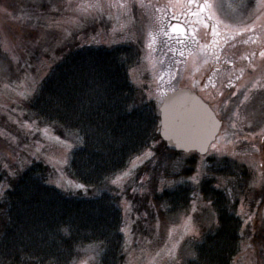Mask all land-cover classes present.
Masks as SVG:
<instances>
[{
    "label": "rangeland",
    "instance_id": "rangeland-1",
    "mask_svg": "<svg viewBox=\"0 0 264 264\" xmlns=\"http://www.w3.org/2000/svg\"><path fill=\"white\" fill-rule=\"evenodd\" d=\"M5 1L0 0V47L13 58V69L0 76L1 166L16 176L38 160L51 167L50 183L69 191L83 187L66 170L72 142L57 135L52 126L28 117L26 102L61 59L63 48L134 42L141 49L139 63L130 70L136 86L159 103L167 91L191 88L223 121L208 154L200 156L191 181L203 176L208 156H228L248 166L250 193L247 198L240 195L239 207L245 231L233 264H250L252 249H259L253 235L264 243V206L255 196L264 191V0H211V16L218 23L220 38L226 39L225 46L211 52L203 44L190 48L192 36L175 27L169 6L178 9L177 0L168 5L162 0H51L46 2L47 10L39 5V18L22 11L16 14L8 6L11 1L8 5ZM29 1L43 3L22 0L21 4ZM32 27L39 38L29 43L26 32ZM221 48L224 67L208 68L209 53L219 55ZM152 154L148 149L137 155L111 180L122 194L125 264H186L192 256L186 242L201 234L202 223L209 224L210 209L198 200L174 214L157 207L152 189L173 186L175 180L166 184L150 177L137 180L139 167ZM188 157L189 153L179 156L168 173H179ZM98 261L96 247L88 246L72 264Z\"/></svg>",
    "mask_w": 264,
    "mask_h": 264
},
{
    "label": "trees",
    "instance_id": "trees-1",
    "mask_svg": "<svg viewBox=\"0 0 264 264\" xmlns=\"http://www.w3.org/2000/svg\"><path fill=\"white\" fill-rule=\"evenodd\" d=\"M10 1L4 4L16 14L38 18L39 5L47 10L46 2L52 3ZM32 30L26 32L29 43L39 38ZM71 46L62 49L26 104L28 117L72 142L66 170L83 187L69 191L50 183L51 167L38 160L16 176L0 163V264H72L88 246L96 247L98 264H125L122 194L111 180L148 149L152 157L139 167L137 180H175L173 186L152 189L157 207L174 214L198 200L210 209L209 224L202 223L201 234L186 242L192 251L186 264H233L245 231L239 207L240 195L250 193L248 166L232 157L208 156L195 183L191 177L201 155L191 152L179 173H168L186 153L167 148L160 136L161 102L131 79L130 70L141 59L139 46ZM9 55L0 47V76L13 69ZM255 196L264 206V191ZM254 235L255 245L264 246Z\"/></svg>",
    "mask_w": 264,
    "mask_h": 264
},
{
    "label": "water",
    "instance_id": "water-1",
    "mask_svg": "<svg viewBox=\"0 0 264 264\" xmlns=\"http://www.w3.org/2000/svg\"><path fill=\"white\" fill-rule=\"evenodd\" d=\"M160 110V136L168 149L206 155L223 121L196 91L178 87L167 91Z\"/></svg>",
    "mask_w": 264,
    "mask_h": 264
},
{
    "label": "flooded vegetation",
    "instance_id": "flooded-vegetation-1",
    "mask_svg": "<svg viewBox=\"0 0 264 264\" xmlns=\"http://www.w3.org/2000/svg\"><path fill=\"white\" fill-rule=\"evenodd\" d=\"M180 2L178 9H176L171 3L169 6V13L173 14L172 20L174 21L175 27H178L186 33L191 35L192 40L188 39L190 48H199L202 44L205 45V50L211 52L216 50L226 41L225 37L220 38L221 31H218V23L212 18V7L213 2L211 0H177ZM162 2L168 3L171 0H162ZM204 30L202 35H198L197 32ZM207 39V40H206ZM225 46V45H224ZM223 46V47H224ZM210 50H209V49ZM221 54H211V60L208 68L224 67L225 62L222 57V48L220 49ZM225 53V52H224ZM214 54V55H213ZM218 59H215V57Z\"/></svg>",
    "mask_w": 264,
    "mask_h": 264
},
{
    "label": "clouds",
    "instance_id": "clouds-1",
    "mask_svg": "<svg viewBox=\"0 0 264 264\" xmlns=\"http://www.w3.org/2000/svg\"><path fill=\"white\" fill-rule=\"evenodd\" d=\"M94 7H100V5H95ZM252 259L250 264H264V246L259 249H252Z\"/></svg>",
    "mask_w": 264,
    "mask_h": 264
},
{
    "label": "snow or ice",
    "instance_id": "snow-or-ice-1",
    "mask_svg": "<svg viewBox=\"0 0 264 264\" xmlns=\"http://www.w3.org/2000/svg\"><path fill=\"white\" fill-rule=\"evenodd\" d=\"M261 55H264V53H261ZM114 183H115V181H114Z\"/></svg>",
    "mask_w": 264,
    "mask_h": 264
}]
</instances>
